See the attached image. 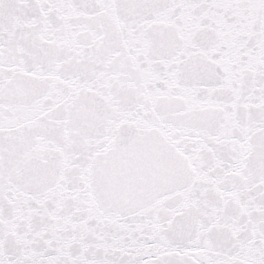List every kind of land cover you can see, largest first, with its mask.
Returning a JSON list of instances; mask_svg holds the SVG:
<instances>
[{"label": "snow or ice", "instance_id": "1", "mask_svg": "<svg viewBox=\"0 0 264 264\" xmlns=\"http://www.w3.org/2000/svg\"><path fill=\"white\" fill-rule=\"evenodd\" d=\"M0 264H264V0H0Z\"/></svg>", "mask_w": 264, "mask_h": 264}]
</instances>
